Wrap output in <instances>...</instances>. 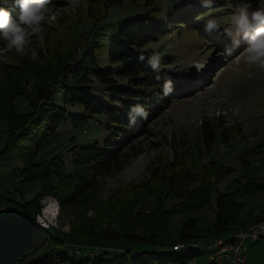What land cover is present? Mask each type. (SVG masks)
I'll return each instance as SVG.
<instances>
[{"label": "trees", "instance_id": "1", "mask_svg": "<svg viewBox=\"0 0 264 264\" xmlns=\"http://www.w3.org/2000/svg\"><path fill=\"white\" fill-rule=\"evenodd\" d=\"M115 1L87 0L85 14L79 10L74 20L65 22L66 18H63L54 25L45 23L46 34L42 39L33 36L29 46L36 53L35 59L31 52L20 57L13 49L9 62L0 60V120H5L8 126L7 139L1 152L16 149L23 163L21 172L26 174L24 179L40 186L36 198L53 194L61 210L79 204L85 196L97 190L101 177L118 173L132 158L143 152L142 143L137 139L151 133L146 128L147 119L167 107L171 96H182L200 86L188 74L182 77L180 83L176 79L164 77L150 66V48L146 51L143 49L150 44L153 33L167 32L168 25L177 27L176 23L183 22L189 13L202 11L204 7L201 10L188 9L183 14L176 11L168 15L163 26L157 19L148 16V21L143 24L123 22L117 30L116 38L110 42L109 64L100 67L97 63L100 42L96 34L101 21L107 16L108 7ZM130 1L134 4L143 3L151 11L156 9L154 0ZM56 2L53 0V4ZM0 6L11 9L13 17L18 12L13 0H7V3L0 0ZM84 16L90 21V26L83 32V38L76 42L73 31L83 24ZM3 43L0 40V49ZM140 55L144 56L143 60L138 58ZM39 63L46 67L51 65L50 72L46 78L32 82L28 90L19 81ZM157 76L160 78L157 79ZM12 80H15V84H10ZM168 82H171L173 91L165 95L164 87ZM56 86L61 87L65 104L79 103L82 106L74 120L77 126L97 114H104L105 129L108 132L102 144L94 142L71 147L69 172L64 171L63 161L58 155L36 161L43 143L57 132L68 116L67 110L53 101V89ZM185 86H188L187 90L183 89ZM94 87L101 88L107 99L94 95ZM20 95L25 97L29 111H17L14 100ZM135 106L145 108L148 118L137 117L135 123L131 124L130 110ZM240 134V123L229 124L222 116H216L201 119L194 139L195 151L186 134L173 135L169 140L171 159L156 156L149 167L146 181L137 187L141 188L137 201L152 197L155 209L133 215L138 222L132 226L118 220L119 229L108 227L114 223L112 219L108 225L101 224L89 229L86 222H78L64 234L51 227L40 226L35 219L39 209L30 206L33 199L27 200L21 205L32 210L30 218L0 219V264H100L97 260L91 262L88 257L93 254L91 248L100 246L101 241L158 236L160 230L166 227L171 214H182L208 204L217 184L233 168L215 158L204 160L205 155L210 153L217 138L225 143ZM263 151L264 143L252 149L251 154L254 156ZM51 178H56L57 185H53ZM260 191H264V174L244 181L232 191L218 192L215 197V219L210 222L208 233L230 231V235L236 227L237 215L242 207L240 202H236L237 198ZM166 198L176 200V204L169 209L163 208L162 202ZM261 216L264 218V212ZM107 218L109 220L112 216ZM204 237L200 233L197 219L189 216L178 229L177 241L172 244V249L184 248L186 241L196 245L197 240ZM62 244L73 254L62 252ZM82 247L86 249L83 252ZM80 253L87 259H78L75 254ZM97 253L100 254L98 251L94 254ZM195 255L191 252L183 257H166L159 252L149 251L144 252L140 259L130 260L125 257L106 264H184Z\"/></svg>", "mask_w": 264, "mask_h": 264}, {"label": "rangeland", "instance_id": "2", "mask_svg": "<svg viewBox=\"0 0 264 264\" xmlns=\"http://www.w3.org/2000/svg\"><path fill=\"white\" fill-rule=\"evenodd\" d=\"M55 1L60 3L54 4L55 7L49 14L47 24H57L58 20L63 18H66L65 22L74 20L79 10L85 14L87 0H79L78 7L70 6L67 0ZM243 3L250 5L249 12L258 7H264V0H213L212 7H204L202 11L189 13L183 22L176 23L177 27L168 25L167 32L153 33L150 44L143 50L150 48L151 52L155 50L160 53V72L164 77L176 79L180 83L183 81L182 77L188 74L187 76H192L193 82L200 86L182 96H171L167 107L159 114L149 117L146 128L151 133L137 139L142 143L143 152L132 158L118 173L101 177L97 190L85 196L77 205L61 210L53 194L36 198L40 186L36 182L24 179L26 174L21 172L23 163L17 150L1 152L7 139L8 126L5 120H0V219L30 218L32 210L21 204L33 199L30 206L39 209L35 216L36 222L42 227H51L64 234H67L72 225L78 222H86L89 229L102 226L101 224L108 225L112 219L114 223L108 227L119 229V222H116L118 220L126 225L128 222L129 226H132L138 222L133 215L155 209L152 197L137 201L141 193V188L137 187L146 181L149 167L156 156L171 159L172 152L169 147L171 137L184 133L194 146L201 119L222 116L229 124L240 123L241 134L230 138L225 143L217 138L210 153L205 155L204 160L215 158L233 168V171L217 184L208 204L182 214H171L166 227L162 228L160 234L154 238L101 241L100 246L91 248L93 254L88 257L91 262L97 260L100 264H106L125 257H129L130 260L140 259L144 252L149 251L159 252L161 256L166 257H183L192 252L196 253L194 258L188 259L192 264L212 262L208 256V252L212 250L208 248L209 240L212 244L213 238H227L230 233V231H223L209 234L207 231L210 222L215 219L216 194L232 191L244 181L264 174V151L254 156L251 154L252 149L264 143V70L244 62L242 50L246 46L245 41L241 40L239 47H235L223 34V30H205V21L209 17L216 18L224 26H230L234 7ZM154 5L156 9L151 11L143 3L134 4L130 0H116L112 6L108 7L107 16L101 21L96 34V39L100 42L97 52V63L100 67L109 64V45L111 40L116 38L117 30L123 22L143 24L148 21V16L153 20L157 19L163 26L168 15H173L177 13L176 11L183 14L188 9L201 10L202 8L198 0H179V2L154 0ZM84 18L83 24L73 31L76 34V42L83 38V32L90 26V21L85 16ZM12 52L13 49L4 42L0 49V60L9 62ZM204 62L206 67L198 71L195 65ZM49 66L51 65L46 67L39 63L31 73L21 78L20 84L29 90L32 82L42 77L46 78L50 72ZM248 72H252L251 78L248 77ZM10 84H15V80H12ZM183 89L187 90L188 86ZM92 93L101 99H107L99 87H94ZM53 101L57 106L64 107L68 116L57 132L43 143L37 153L36 161L58 155L63 161L64 171L69 172L70 149L73 145L94 142L102 144L108 135L105 129V115L97 114L93 119L77 126L74 120L81 112L82 106L79 103L65 104L60 86L53 89ZM14 102L17 111H29L30 108L24 96H18ZM192 150L195 151V146ZM51 181L54 186L57 185L56 178H51ZM236 202L242 204L236 221L239 222L240 216L252 218L254 221L247 226L236 224L233 231L250 230L264 223V218L261 216L264 212V191L244 195L237 198ZM174 204L176 200L168 198L162 202L165 209H169ZM48 209H52L49 210L52 214L50 219L46 220L44 213ZM109 215L112 218L108 220L106 217ZM189 216L197 219L200 233L205 237L198 239L196 245L186 241L184 248L174 250L172 244L177 241V231ZM37 218H43L46 221ZM244 245V261L241 264H264V237L253 242L246 241ZM60 250L66 254H73L65 244L61 245ZM84 250H86L85 247H82L81 251ZM97 251L100 254H94ZM75 255L78 259H87L81 253Z\"/></svg>", "mask_w": 264, "mask_h": 264}, {"label": "clouds", "instance_id": "3", "mask_svg": "<svg viewBox=\"0 0 264 264\" xmlns=\"http://www.w3.org/2000/svg\"><path fill=\"white\" fill-rule=\"evenodd\" d=\"M7 3V0H4ZM179 2V0H177ZM202 7H212L213 0H198ZM72 7L79 6V0H67ZM13 5L18 9L15 17L12 10L0 6V40L7 43L10 49H14L20 57H25L31 52L32 58L36 53L29 46L32 37L42 39L45 33L44 24L48 21L49 14L55 5L53 0H13ZM250 5L247 3L238 4L233 9L229 22L230 26L222 25L216 18L209 17L205 21L206 31H221L229 38L233 46L239 47L241 40L246 42L243 51L244 62L249 66H255L264 70V7L249 12ZM143 60L144 56L140 55ZM161 55L153 50L149 57L150 66L157 72L160 71ZM198 71L206 67V62L195 65ZM252 77V72L247 73ZM160 77L157 76V79ZM173 91L171 82L164 87V94L168 95ZM148 118V111L142 106L132 107L130 110V123L134 124L136 118Z\"/></svg>", "mask_w": 264, "mask_h": 264}, {"label": "built area", "instance_id": "4", "mask_svg": "<svg viewBox=\"0 0 264 264\" xmlns=\"http://www.w3.org/2000/svg\"><path fill=\"white\" fill-rule=\"evenodd\" d=\"M37 219L42 220L41 218H37ZM235 232L239 236V244H232L231 242H225V237L212 239V240H220V247L214 248V258H209V259L224 260V263L227 264H239L240 260H244V255H243V252L245 250L244 243L246 241L253 242L255 238L264 237V228L256 229V230L237 229V231ZM179 246H182V244H180Z\"/></svg>", "mask_w": 264, "mask_h": 264}, {"label": "bare ground", "instance_id": "5", "mask_svg": "<svg viewBox=\"0 0 264 264\" xmlns=\"http://www.w3.org/2000/svg\"><path fill=\"white\" fill-rule=\"evenodd\" d=\"M49 210H52V209H48L44 213L46 220L50 219L51 214H52L51 212H49ZM46 220L42 218L41 221H46ZM262 228H264V223L258 224L253 229H250V230L262 229ZM228 236L229 237L225 238V242H231L232 244H239V236L237 235V233L235 231H232V233ZM257 239H259V238H255L254 241ZM210 242L208 244V248H211L212 250L210 252H208V256L210 258H214V248L220 247V240H212V244H210ZM190 261L191 260H187L185 263L184 262L183 263L184 264H192V262H190ZM211 261L216 263V264H227V263H224V260H219V259H211ZM243 261L244 260H240L239 264H241Z\"/></svg>", "mask_w": 264, "mask_h": 264}, {"label": "crops", "instance_id": "6", "mask_svg": "<svg viewBox=\"0 0 264 264\" xmlns=\"http://www.w3.org/2000/svg\"><path fill=\"white\" fill-rule=\"evenodd\" d=\"M254 220L252 219V218H246V217H244V216H240V218H239V222H237L236 221V224L237 225H241V226H247V225H249L251 222H253Z\"/></svg>", "mask_w": 264, "mask_h": 264}]
</instances>
